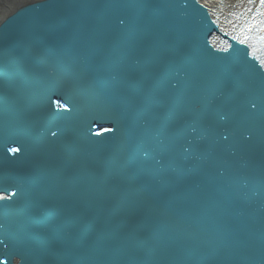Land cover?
Segmentation results:
<instances>
[{
	"label": "water",
	"instance_id": "1",
	"mask_svg": "<svg viewBox=\"0 0 264 264\" xmlns=\"http://www.w3.org/2000/svg\"><path fill=\"white\" fill-rule=\"evenodd\" d=\"M221 37L197 0L0 17V264H264V69Z\"/></svg>",
	"mask_w": 264,
	"mask_h": 264
},
{
	"label": "bare ground",
	"instance_id": "2",
	"mask_svg": "<svg viewBox=\"0 0 264 264\" xmlns=\"http://www.w3.org/2000/svg\"><path fill=\"white\" fill-rule=\"evenodd\" d=\"M41 0H0V17L3 14L11 12L13 9L23 6L31 2H38Z\"/></svg>",
	"mask_w": 264,
	"mask_h": 264
},
{
	"label": "snow or ice",
	"instance_id": "3",
	"mask_svg": "<svg viewBox=\"0 0 264 264\" xmlns=\"http://www.w3.org/2000/svg\"><path fill=\"white\" fill-rule=\"evenodd\" d=\"M261 3L264 4V0H261ZM65 111H68V109H65ZM110 130L114 131V129H110ZM52 134L55 135L56 133L53 132ZM224 139H227V136H225ZM9 151L12 152V153H17L20 150L18 148H12V149H9ZM13 195H15V193H13ZM0 199H4V197H0Z\"/></svg>",
	"mask_w": 264,
	"mask_h": 264
}]
</instances>
